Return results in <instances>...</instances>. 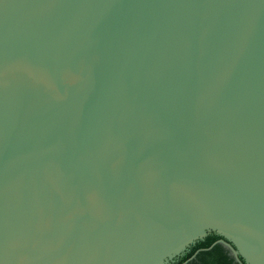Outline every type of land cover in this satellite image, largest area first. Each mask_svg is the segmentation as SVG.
I'll list each match as a JSON object with an SVG mask.
<instances>
[{"label": "water", "instance_id": "1", "mask_svg": "<svg viewBox=\"0 0 264 264\" xmlns=\"http://www.w3.org/2000/svg\"><path fill=\"white\" fill-rule=\"evenodd\" d=\"M211 233L264 264V0H0V264Z\"/></svg>", "mask_w": 264, "mask_h": 264}, {"label": "trees", "instance_id": "2", "mask_svg": "<svg viewBox=\"0 0 264 264\" xmlns=\"http://www.w3.org/2000/svg\"><path fill=\"white\" fill-rule=\"evenodd\" d=\"M220 239L215 233L209 234L171 264H238L228 250L218 243Z\"/></svg>", "mask_w": 264, "mask_h": 264}]
</instances>
